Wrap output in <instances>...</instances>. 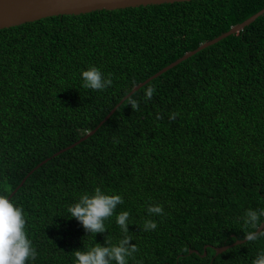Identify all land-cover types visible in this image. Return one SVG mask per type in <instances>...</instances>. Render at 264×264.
Returning <instances> with one entry per match:
<instances>
[{"label":"trees","instance_id":"obj_1","mask_svg":"<svg viewBox=\"0 0 264 264\" xmlns=\"http://www.w3.org/2000/svg\"><path fill=\"white\" fill-rule=\"evenodd\" d=\"M262 9L264 0H193L0 30V194L24 210L33 264H73V251L120 237L114 217L95 239L67 217L96 186L121 194L116 211L130 212L139 250L129 264H252L264 238L215 248L245 239L239 217L264 208V15L144 85L29 174L134 87ZM89 65L113 85L83 88ZM149 203L163 216H149ZM146 219L157 228L145 231Z\"/></svg>","mask_w":264,"mask_h":264},{"label":"clouds","instance_id":"obj_2","mask_svg":"<svg viewBox=\"0 0 264 264\" xmlns=\"http://www.w3.org/2000/svg\"><path fill=\"white\" fill-rule=\"evenodd\" d=\"M81 86L93 91H104L113 85L111 73H105L101 67L89 65L80 72ZM155 89L148 87L144 92L145 99H151ZM133 110L139 109L135 98L129 100ZM176 113H171L169 119H175ZM124 203L123 196L117 192L94 187L92 192H83L71 203L67 212L68 218H75L89 235L103 233L108 230L106 221L115 218L120 237L113 242L106 238L104 243L94 242L72 252L73 264H129L138 252L136 243L130 235L129 225H133L130 212H117V206ZM149 216H163V204L149 203L146 206ZM264 208H248L239 217L244 228L247 241L264 238ZM157 223L146 219L143 223L145 231L155 230ZM38 253L26 229V217L21 205L14 203L6 195L0 194V264H33ZM252 264H264V249H259Z\"/></svg>","mask_w":264,"mask_h":264},{"label":"water","instance_id":"obj_3","mask_svg":"<svg viewBox=\"0 0 264 264\" xmlns=\"http://www.w3.org/2000/svg\"><path fill=\"white\" fill-rule=\"evenodd\" d=\"M190 1L193 0H0V30L20 26L22 24L54 16L81 15L101 10L113 11L118 9L135 8L140 6L173 4L178 2ZM262 15H264V9L254 14L241 24L233 26L228 32H225L219 37L201 44L197 49L186 53L184 56L171 63L169 66L165 67L155 75L148 78L146 81L134 87L131 92L113 108V110L105 117L102 122H100V124L93 131L89 132L85 137L72 144L71 146L57 152L51 158H48L41 162L34 170L30 172L29 176L36 169L47 163L53 157H56L66 152L67 150L77 146L78 144L95 134L101 128V126L111 118L115 111L131 95L141 89L144 85H146L153 79L161 76L162 74L166 73L170 69L176 67L177 65L192 57L193 55L197 54L198 52L202 51L203 49L220 42L221 40L227 38L230 35L240 33ZM246 241V239L238 240L231 245L215 248L216 255H219L228 250L229 248L242 244ZM192 253L200 254V252L197 250H190V254ZM206 254L207 253L205 251L203 256H205Z\"/></svg>","mask_w":264,"mask_h":264}]
</instances>
